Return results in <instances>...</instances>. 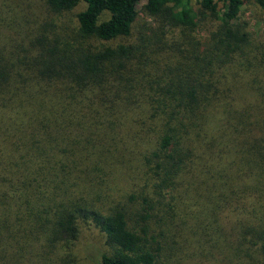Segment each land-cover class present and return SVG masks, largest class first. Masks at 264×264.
<instances>
[{
  "label": "trees",
  "instance_id": "1",
  "mask_svg": "<svg viewBox=\"0 0 264 264\" xmlns=\"http://www.w3.org/2000/svg\"><path fill=\"white\" fill-rule=\"evenodd\" d=\"M140 2L0 0V264L86 230L95 264H264V36L241 0Z\"/></svg>",
  "mask_w": 264,
  "mask_h": 264
},
{
  "label": "rangeland",
  "instance_id": "2",
  "mask_svg": "<svg viewBox=\"0 0 264 264\" xmlns=\"http://www.w3.org/2000/svg\"><path fill=\"white\" fill-rule=\"evenodd\" d=\"M145 3L146 0H141L138 5L140 21L149 25V27L156 28L158 23L152 18L147 17L142 11ZM82 9L83 6H80L67 15L61 16L58 21H64L67 26L73 27L74 16ZM35 13L36 15L38 14L37 12ZM238 16L243 22L247 23V29L252 40L255 42L260 41L264 36V10L258 8L254 0H241ZM210 30L209 24L200 25L197 33L198 39L206 43ZM100 248H102V241L96 234V231L86 230L74 246L70 247L71 250H61L58 256L51 258V261L49 258L50 262L48 261V264H95V254L97 255V250ZM25 258L26 260L22 261L21 264H39L37 258L32 257L30 261L27 256Z\"/></svg>",
  "mask_w": 264,
  "mask_h": 264
}]
</instances>
